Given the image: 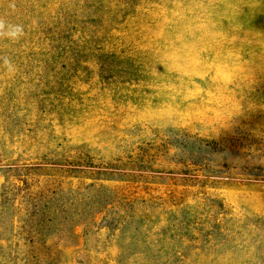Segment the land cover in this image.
I'll return each mask as SVG.
<instances>
[{"label":"rangeland","instance_id":"obj_1","mask_svg":"<svg viewBox=\"0 0 264 264\" xmlns=\"http://www.w3.org/2000/svg\"><path fill=\"white\" fill-rule=\"evenodd\" d=\"M10 2L0 264H264V0Z\"/></svg>","mask_w":264,"mask_h":264},{"label":"clouds","instance_id":"obj_2","mask_svg":"<svg viewBox=\"0 0 264 264\" xmlns=\"http://www.w3.org/2000/svg\"><path fill=\"white\" fill-rule=\"evenodd\" d=\"M9 8H15L14 0L9 3ZM24 34V26L20 23H14L7 18L0 16V38H6L9 40H18ZM0 62L8 74L14 75L16 72V66L14 62L8 57H0Z\"/></svg>","mask_w":264,"mask_h":264}]
</instances>
